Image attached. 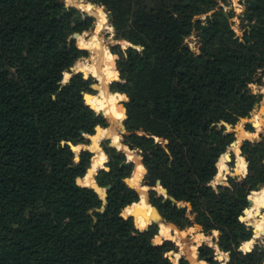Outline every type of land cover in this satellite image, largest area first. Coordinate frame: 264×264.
<instances>
[{"label":"trees","instance_id":"obj_1","mask_svg":"<svg viewBox=\"0 0 264 264\" xmlns=\"http://www.w3.org/2000/svg\"><path fill=\"white\" fill-rule=\"evenodd\" d=\"M245 1L250 16L241 42L219 8L205 27L192 20L216 0H108L117 30L144 48L142 53L127 49V59L122 56L118 63L127 74L121 89L130 95L125 138L145 154V179L151 185L159 179L176 202L190 201L198 212L195 221L221 229L225 247L242 230L236 216L246 203V188L264 182V144L245 137L240 147L249 160L248 177L232 188L217 184L218 192L207 184L217 155L235 140L218 124L234 125L244 105L259 99L250 100L241 88L250 79L261 82L255 69L264 65V0ZM79 18L77 10H64L63 0H0V264H167L161 247L171 242L151 244L157 225L133 235L131 219L117 214L125 202L138 200L124 182L133 163L121 165L124 154L104 144L109 170L100 168L95 178L100 187L111 185L108 205L102 214H89L101 199L92 189L77 187L73 177L83 175L92 153L82 151L73 163L69 145L59 146L60 139L87 143L81 131L94 133L93 120L102 121L100 113L81 108L73 88L88 80L81 81L80 73L63 87L55 83L62 65L88 53L65 42L69 32L92 20ZM192 30L197 31L198 55L184 42ZM245 128L250 131L251 124ZM134 129L167 144L136 136ZM228 181L234 182L230 176ZM154 193L149 191V203L167 222L190 223L184 207ZM199 253L212 256L207 246ZM233 255V264H259L264 249L243 259Z\"/></svg>","mask_w":264,"mask_h":264},{"label":"clouds","instance_id":"obj_2","mask_svg":"<svg viewBox=\"0 0 264 264\" xmlns=\"http://www.w3.org/2000/svg\"><path fill=\"white\" fill-rule=\"evenodd\" d=\"M64 10L75 9L80 13V18L83 20L86 16H91L92 20L86 26H82L79 31L69 32L65 38V42H72L75 49H96L97 51L85 54L80 52L75 55V60L71 59V62L67 65H62L60 71L57 74L55 83L57 88L67 84L75 74H81V81L88 80L87 85H83L78 90L76 87L73 89L79 94L81 108L86 110L92 108L94 113L99 112L100 109L105 108L107 103L109 106L102 113L107 117L109 113L117 120L125 119L127 115V101L130 98L126 89H121L113 86L109 92L107 101L105 100V86L112 84L113 81L125 82L127 79L126 72L122 71L117 61L127 59V49H134L136 53H142L144 51L143 45L140 43H134L121 35V32L117 30L116 26L109 22L108 14L112 13L108 6V0H63ZM217 8L222 10L223 15L225 12L231 10L233 14L230 16L229 27L233 30L236 37H239L243 42V32L239 27L241 23L242 14L245 12L246 5L243 0H216L215 5L211 9L204 12H198L193 15L192 20H200L202 26H206L208 20L211 19L213 11ZM94 10V11H93ZM75 15V12L72 13ZM247 22V21H246ZM102 29H106V34L102 38H98ZM119 31V35H117ZM87 38V39H86ZM106 40L107 44L102 46L101 40ZM184 42L188 45L189 50L198 55L200 52L199 46L195 43V37L189 42L187 38ZM118 45V48L114 49L112 46ZM102 48L101 52L98 51ZM91 61V62H89ZM9 71L14 73L15 68L10 67ZM256 75L260 77V81L264 82V65H260L255 69ZM90 77L94 78L90 80ZM95 88L96 91L91 89ZM55 91L50 94L52 98L55 97ZM241 92L244 95L252 97H259L258 101H252L249 107V103L244 105L243 114H239L235 119L234 127L237 130H241V125L249 119L247 112L253 113L251 119L255 123L256 128L253 131H242V135L251 138H260L258 133L261 129L259 127L261 120L259 113H264V83L257 82L255 79H250L245 82L241 88ZM99 97V98H98ZM121 101L123 103H117ZM84 105L87 106L84 107ZM259 105V113H257V106ZM110 124L104 123L100 120H93V130L99 132V138L109 137L105 141L106 144L114 145V151L118 152L123 150L126 154L125 161L132 160V153L136 151L135 147L129 148V143H132L131 139L125 138L119 133L110 132ZM136 136H145L143 129H134ZM89 131H81V136H89ZM130 137V136H129ZM98 137L96 135L91 136L92 141H96ZM157 142H160L159 137H154ZM123 141V142H121ZM67 143L72 150V161L75 163L80 159L79 152L82 148H91L90 144H73L72 141L60 139L59 146L62 147ZM163 144H167V140H163ZM234 143L241 145V137L238 135ZM166 150V149H165ZM242 148L236 147L233 149L234 158L239 161L238 167L235 171H229L228 166L224 162L223 154L217 155L214 164L216 171L212 178L207 181V184L211 186L213 191H219L216 188V184L223 183L228 188H232V183H229L228 176L234 177L237 181H242L248 177L250 167L249 160L246 153L242 154ZM109 154H106L104 150H101L90 156L89 166L83 173V183L81 182V176L75 175L73 177L74 184L77 187H91L94 188L98 195L104 196V188L98 186L95 176L92 174L97 173L98 167L104 169L105 172L109 169L102 161L108 160ZM140 155L137 156V160H141ZM146 171L144 163L136 164L132 169L130 176L124 177V182H135L140 180L142 173ZM260 184L259 189L251 188L245 196V205L242 206L240 212L236 216V220L241 223L242 230L236 237L234 243L231 246L225 247L221 242L220 232L221 229L211 227L206 229L205 226L200 223H189L184 227H179L175 222L164 223L163 221L158 223L156 229L152 232L150 237L152 245H165V242H171L170 245L161 247L162 258H167V264H209L204 256H201L198 249L202 244L211 249V255L213 261L217 264H233L234 255L238 253V257L235 259H243L250 255L259 254L264 249V182H258ZM94 186V187H93ZM158 194H162L165 197L167 193L164 191L162 184H154L152 186ZM142 192L138 194V200H132L131 203H124V206L117 210V214L123 218L128 219L134 209H140L143 211L147 209L145 215L151 214L153 205L146 200L144 192L149 190L148 184L141 185ZM250 201V203H249ZM177 207L185 208V216L188 221H192L195 217V213L192 211V204L187 200H178L176 202ZM152 222L146 220L144 215L135 216L132 218V234L137 232H144ZM207 233V234H206ZM237 240L239 242H237ZM183 258V261L181 260ZM259 264H264V256H259Z\"/></svg>","mask_w":264,"mask_h":264},{"label":"water","instance_id":"obj_3","mask_svg":"<svg viewBox=\"0 0 264 264\" xmlns=\"http://www.w3.org/2000/svg\"><path fill=\"white\" fill-rule=\"evenodd\" d=\"M108 19H109V22H111V20H112V17H111V13H109L108 14ZM71 79V78H70ZM70 81V80H69ZM69 83V82H68ZM67 83V84H68ZM261 83H263L262 81H261ZM66 85V84H65ZM65 85H63V86H65ZM63 86H60V87H63ZM93 90H96L95 88H93ZM92 109V108H91ZM99 113V112H98ZM100 115H101V117H102V122H104V123H107V124H110L111 125V127H110V130H114L115 131V133H119V134H121L122 136H125V135H128L129 133H128V131H127V129H126V126H125V120H126V118H127V116H126V118L123 120V119H120V120H114L113 118H111V117H107V118H104L103 116H102V114L100 113ZM253 125H255V123L253 122L252 123ZM219 126H221V125H223L224 127H225V130H234V125L233 124H229V123H227V122H225V121H221L219 124H218ZM97 133V131H95L94 130V133H90V134H96ZM145 136H147V137H159L160 138V142H157L155 139V142H157V143H160V144H162V142H163V138L162 137H160V136H158V135H154V136H152L150 133H145ZM86 139H88V140H91V136H84ZM245 140V139H244ZM249 140V139H248ZM242 141L243 140H241V143H242ZM255 142H260L261 140H254ZM100 142L101 141H99V148L101 149V150H103L101 147H100ZM65 144H67V143H65ZM68 145V144H67ZM110 147H113L114 148V145H112V144H108ZM233 146H235V143H234V141L228 146V147H230V150L232 151V147ZM128 147L129 148H133V147H135L133 144H131V143H129V145H128ZM239 147H240V145H239ZM135 149H136V151L135 152H137V153H141L140 154V156L142 157V159L145 157V154L144 153H142L138 148H136L135 147ZM84 150H89V151H91V152H93L91 149H88V148H82L81 150H80V152H79V155H80V153L82 152V151H84ZM248 158V157H247ZM79 161V160H78ZM78 161L76 162V163H78ZM131 160H129V161H124V162H122L121 163V165H127L129 162H130ZM229 161H231V157H230V159H229ZM228 161V162H229ZM73 163H75L74 161H73ZM105 163H108V160H106L105 161ZM104 163V164H105ZM263 164H264V159H263ZM108 167V166H107ZM235 169V168H234ZM109 170V169H108ZM98 171V170H97ZM235 170H233V172H234ZM97 173H94L93 174V176H95ZM148 174V167L146 166V171L143 173V176H142V178H141V180H140V185H142V184H148V185H150V182L148 181V180H146L145 179V177H146V175ZM81 177H83V175H80ZM244 180V179H243ZM242 180V181H243ZM242 181H239V182H235L234 184H241L242 183ZM155 183L157 184V183H159V184H161V182H160V180L159 179H156L155 180ZM98 184V183H97ZM126 184V186L127 187H129V188H132V189H134L135 190V192H136V196L138 197V191H137V188L136 187H134V186H132L131 184H129V182L128 183H125ZM217 185V184H216ZM99 186V185H98ZM94 187V186H93ZM84 188V187H83ZM87 189H92L94 192H96L97 193V191L94 189V188H91V187H87ZM111 190V185L110 184H108L107 186H105L104 187V196L103 197H101V196H99L100 197V199H101V204H100V206L99 207H93V208H91V209H89L88 210V213L89 214H92V213H94V212H96V213H99V214H102V213H104L105 212V210H106V208H107V205H108V193H109V191ZM249 190H251V187L250 186H248L247 188H246V191H247V193H248V191ZM164 191L167 193V189L166 188H164ZM98 194V193H97ZM146 199H147V201H148V193L146 192ZM164 199H169V200H171L172 202H176L175 201V199L172 197V196H170V195H168V193H167V196L164 198ZM149 202V201H148ZM153 208H154V210H155V212L157 213V218L155 219H152L151 220V224L150 225H152V224H156L157 226H158V223L159 222H161V221H163L164 223H168L161 215H160V213L157 211V209L153 206ZM192 208L195 210V214H196V217H197V215H198V212H197V210L192 206ZM196 217H195V219H196ZM132 216H129V218L128 219H131V221H132ZM128 219H124V220H128ZM97 220V218L95 217V216H93V223H92V225H91V227L93 228V226H94V223H95V221ZM196 222V221H195ZM149 225V226H150ZM148 229V228H147ZM146 230V229H145ZM207 234V233H206ZM203 249V247H200V249H199V251H201ZM205 259L207 260V261H210L211 259H213V256H206L205 257Z\"/></svg>","mask_w":264,"mask_h":264},{"label":"rangeland","instance_id":"obj_4","mask_svg":"<svg viewBox=\"0 0 264 264\" xmlns=\"http://www.w3.org/2000/svg\"><path fill=\"white\" fill-rule=\"evenodd\" d=\"M243 2L245 3V5H246V8H245V12L242 14V18H241V23H240V25H239V27L241 28V30H242V32H243V27L246 25V19L250 16V13H249V11H248V3L245 1V0H243ZM229 13H232L233 14V12L231 11V10H229L228 12H225V15L228 17V21L230 22V16H229ZM111 23H112V20H111ZM205 27V26H204ZM105 34H106V29H102L101 30V33L99 34V37L98 38H102V37H104L105 36ZM196 34H197V31H194V30H192V32H191V34L187 37V40L189 41V42H191L192 41V39H193V37H195V43L198 45V43H197V40H198V38H197V36H196ZM87 39V38H86ZM101 42H102V44L103 45H106L107 44V41L106 40H101ZM114 49H116L117 47H118V45H113L112 46ZM88 51V53H91L90 52V50H87ZM87 53V54H88ZM117 63H119V60L117 61ZM91 79H94V78H92V77H90V80ZM264 83V82H263ZM127 84V81H125V82H123V83H121V82H119V81H113L112 82V84H110V85H108V91L110 92L111 90H112V87L113 86H115L116 87V85H117V87H119V88H122V87H124L125 85ZM92 91H96V90H93V89H91ZM117 103H123V102H121V101H118ZM127 103V102H126ZM98 113V112H97ZM257 113H259V105L257 106ZM252 115H253V113H249V119L247 120V121H245L242 125H241V130L243 131H247V130H245L246 128H245V125L247 124V123H250L251 124V128L249 129L250 131H253V130H255V126L252 124L253 123V121H252V119H251V117H252ZM259 118H260V120H261V123H260V125H259V127H260V129H261V131H260V133H258V136H260V135H263V137H264V118H263V113H259ZM117 120V119H116ZM245 128V129H244ZM227 131V130H226ZM233 132L234 133V136H235V138L237 137V129H235V127H234V130H228L227 132ZM242 131L239 133V135H241V136H243L242 135ZM99 132H97L96 134H93V135H96L97 137H98V139L96 140V141H92V140H88V142L87 143H81V144H90L91 145V150L93 151V152H91L92 153V155L93 154H95V153H97V152H99V151H101V149L99 148V141H101L100 142V147L101 148H103V146H104V144L105 145H108V144H106L105 143V141L106 140H108L109 139V137H105V138H99V134H98ZM89 136H92V135H89ZM245 137V136H244ZM249 140H251V141H253V142H255L254 141V139L253 138H251V139H249ZM244 141V140H243ZM242 141V142H243ZM121 142H123V141H121ZM154 142H155V140H154ZM260 142H262L263 144H264V139H261V141ZM162 145H164L163 143H162ZM236 147H234L233 149H235ZM233 149H232V151L230 150V147H227L226 148V151H230L231 152V161H229V162H225L226 163V165L228 166V169H229V171H232L233 172V170H234V168L235 167H238V165H239V162H238V160H236L235 158H234V153H233ZM120 152L121 153H123L124 154V156H125V159H126V154L124 153V151L123 150H120ZM141 153H137V152H133L132 153V160L130 161V162H132L133 163V167L136 165V164H138V163H142V159L141 160H137V156L138 155H140ZM224 154V153H223ZM226 159V158H225ZM102 163V162H101ZM103 163H105V161H103ZM106 164V166H107V163H105ZM133 169V168H132ZM131 174H132V172H131ZM93 175V174H92ZM229 177V176H228ZM231 178H233V183H232V185H234V183L235 182H239V181H237L234 177H232V176H230ZM82 180H83V177H82ZM140 180H141V178H140ZM154 184H156L155 183V180H153V185ZM218 184H223V183H218ZM153 185H149V190L147 191V193H148V201H149V191L152 189V190H154V188L152 187ZM257 189H259V187L257 188ZM154 196H159V195H161L163 198H165V196L164 195H162V194H158L155 190H154ZM192 211L195 213V210L192 208ZM195 217H196V215H195ZM195 217H194V219L192 220V221H190V223H196L195 222ZM206 245H204V244H202L200 247H205ZM200 249V248H199ZM199 249H198V251H199ZM200 252V251H199Z\"/></svg>","mask_w":264,"mask_h":264},{"label":"bare ground","instance_id":"obj_5","mask_svg":"<svg viewBox=\"0 0 264 264\" xmlns=\"http://www.w3.org/2000/svg\"><path fill=\"white\" fill-rule=\"evenodd\" d=\"M94 11V10H93ZM102 43V42H101ZM102 46H103V44H102ZM90 50V52H94V51H97L96 49H89ZM98 51H100L101 52V56H102V48L101 49H99ZM89 62H91V61H89ZM108 85H106L105 86V94H104V97H105V100L107 101V97H108V94H109V91H108ZM99 98V97H98ZM109 105L106 103L105 104V108H102L103 109V111L100 109L99 110V113H103L104 111H105V109L108 107ZM105 117V116H104ZM107 117H111V118H113L114 120H115V118L114 117H112L111 116V114L109 113V115L107 116ZM107 117H105V118H107ZM98 132V131H97ZM110 132H113V133H115V131L114 130H110ZM99 134V133H98ZM239 135V130H237V136ZM99 136V135H98ZM240 137H241V140H243L245 137L244 136H241V135H239ZM234 147H239V145H236L235 144V146H233L232 147V149L234 148ZM223 157H224V161L225 162H228L229 161V159H230V157H231V152L230 151H225V153L223 154ZM226 158V159H225ZM239 162V161H238ZM226 164V163H225ZM227 166V165H226ZM236 168V167H235ZM100 168L98 167V169L97 170H99ZM235 170V169H234ZM142 176H143V173H142V175H141V178H142ZM81 182L83 183V180H82V177H81ZM140 183V180H138V181H135V182H129V184H131L132 186H134V187H136L137 188V191H138V193H141L143 190H142V188H141V185L139 184ZM144 195H145V197H146V192H144ZM147 200V199H146ZM249 203H250V201H249ZM147 212V209H144L143 211H141L140 209H134L133 210V214H131L133 217L134 216H140V215H144V218L146 219V220H149V221H151L152 219H156L157 218V213L155 212V210L153 209L152 210V212H151V214H148V215H145V213Z\"/></svg>","mask_w":264,"mask_h":264}]
</instances>
